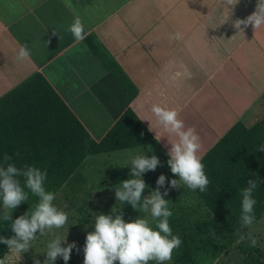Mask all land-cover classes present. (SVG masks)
I'll return each instance as SVG.
<instances>
[{
	"label": "crops",
	"instance_id": "0c3cea01",
	"mask_svg": "<svg viewBox=\"0 0 264 264\" xmlns=\"http://www.w3.org/2000/svg\"><path fill=\"white\" fill-rule=\"evenodd\" d=\"M256 3L240 0L222 24V0H0V97L39 73L96 142L127 110L153 139L103 153L138 149L118 167L107 161L80 171L86 157L56 198L81 183L96 189L92 183L128 177L138 154L155 155L154 172L166 174L170 145L149 131V123L160 131L153 105L177 110L195 129L202 158L235 125L255 126L264 111V26L242 25L237 34L232 24ZM76 17L81 40L67 31ZM18 44L30 60L17 61Z\"/></svg>",
	"mask_w": 264,
	"mask_h": 264
},
{
	"label": "clouds",
	"instance_id": "9594fccd",
	"mask_svg": "<svg viewBox=\"0 0 264 264\" xmlns=\"http://www.w3.org/2000/svg\"><path fill=\"white\" fill-rule=\"evenodd\" d=\"M226 6V18L228 22L233 9L240 0H222ZM249 25L253 29L264 26V0H257L255 10L245 19H236L232 27L237 30V34H243V29ZM76 40L83 39L84 25L79 17L74 18L68 27ZM55 36V34L53 33ZM234 37V36H233ZM232 37V38H233ZM17 61L30 60L31 52L26 45L18 44ZM156 121V128L159 132L153 131L149 123V131L155 133L154 139L159 142L162 138H167L170 148L167 152L169 159L167 165L176 179L168 181L171 188L180 189L181 185L192 191L199 190L205 192L210 181L205 174L202 157L198 155L201 144L200 137L194 128H186L184 122L178 119V111L168 109L165 106L153 105L151 109ZM168 137H175L169 141ZM258 151L264 152V145ZM12 157L8 154L3 156V163L0 164V206H2L4 221L11 220V214L22 203L29 199V194L38 198V202L31 211L25 212L16 218L11 224V231L14 236L11 238L0 237V244L8 248V252L0 258V264H6L11 259L10 254L19 257L32 249L33 242L39 236L46 233H53L54 229L62 228L68 221V214L58 209L53 201L56 199L55 193L47 191L44 184L47 176L46 171H42L35 166L25 165L18 168ZM160 164L155 155H135L130 161L129 179L119 183V188L114 190L116 201L128 204L134 211L148 214V216H138L132 222H125L123 214H116L118 211L112 209L108 215L98 214L95 217L94 230L85 237L83 248V264H169L172 260L174 250L178 249L182 240L178 235H174L169 225V218L173 215L169 208L168 200L163 197L168 195V191L163 193L159 190L165 185L166 177L160 175L156 180L157 188L142 199V192L146 189V184L142 175L148 171H154ZM23 181V182H22ZM260 181L258 178L248 179L247 186L241 189V214L240 227L251 228L255 222L254 206L257 201L254 192L258 188ZM155 225L153 228L152 225ZM237 244L245 240V235L239 234ZM250 246L256 247L257 240L251 232L247 234ZM66 241V236L61 240L59 236L46 245V258L43 264H54L57 257L63 259L67 264L71 251L76 248V244L69 243L62 247ZM33 264H41L38 259H33Z\"/></svg>",
	"mask_w": 264,
	"mask_h": 264
},
{
	"label": "trees",
	"instance_id": "16d2710c",
	"mask_svg": "<svg viewBox=\"0 0 264 264\" xmlns=\"http://www.w3.org/2000/svg\"><path fill=\"white\" fill-rule=\"evenodd\" d=\"M152 142L130 110L96 142L39 73L0 97V164L8 154L18 168L28 165L46 171L44 186L55 195L86 157ZM261 145H264V125L260 129L256 126L247 129L237 124L202 158L210 183L205 192H193L232 243L239 238L238 232L246 235L255 229L264 214V152L257 150ZM255 178L260 181L253 194L257 201L256 222L251 228H241L240 192L248 179ZM37 202L38 198L29 194V199L13 210L9 222L12 224L28 209L31 211ZM0 213L3 214L2 206ZM6 249L5 245L2 251ZM182 256L188 263L195 261L191 250H184ZM257 264H264V257Z\"/></svg>",
	"mask_w": 264,
	"mask_h": 264
},
{
	"label": "rangeland",
	"instance_id": "374dc122",
	"mask_svg": "<svg viewBox=\"0 0 264 264\" xmlns=\"http://www.w3.org/2000/svg\"><path fill=\"white\" fill-rule=\"evenodd\" d=\"M264 125V111L256 117V128L260 129ZM138 149H130L118 153L98 154L90 156L84 166L80 168L87 169L92 165L98 166L108 161L113 167L121 165L128 156ZM105 168V164H104ZM155 171V170H154ZM154 171H148L142 175V179L146 184V189L142 192V199L147 197L151 191L156 190V180L160 175L166 177L165 185L159 190L163 193L168 191V195L164 196L169 202V208L173 215L169 218V225L174 235H178L181 240V246L174 250L172 260L169 264H257L259 258L264 257V214L257 221V227L251 230L252 236L257 240L256 247L250 246V242L245 235V240L237 244L230 242L226 237L225 231L218 225L206 207L197 198V195L186 186L181 185L180 189L171 188L168 181L176 179L169 170L166 174H156ZM126 176L122 180H112L111 182L102 181V183H92L96 189H88L87 184L81 183L74 186L70 191L60 198H56L54 205L68 214L67 223L60 229H54L53 233H46L44 236L38 235L37 240L33 242L32 249L21 254L20 258L11 255V259L6 264H33V259H38L43 264L47 250L46 245L54 236H59L61 240L66 236V241L62 243V247H66L69 243H75L70 253V259L67 264H83V248L85 245V237L94 230L95 217L98 214L108 215L113 207L119 210L116 214H123L124 221L132 222L140 216H148L146 213L134 211L130 205L122 204L116 201L114 190L119 188V183L129 179ZM92 185H90L92 187ZM87 186V187H86ZM98 187V188H97ZM0 219L3 214L0 213ZM0 220V237L10 238V222ZM5 223H7L5 225ZM8 225V226H7ZM9 227V230H8ZM154 228L155 225L153 224ZM4 244H0V258L8 252ZM191 250L194 255V263L186 262L183 259V251ZM54 264H65L62 258L57 257ZM154 264V262H150Z\"/></svg>",
	"mask_w": 264,
	"mask_h": 264
}]
</instances>
